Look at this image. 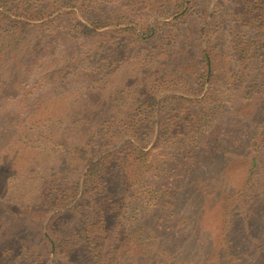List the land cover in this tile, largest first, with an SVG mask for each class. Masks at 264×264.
I'll return each mask as SVG.
<instances>
[{
  "label": "rangeland",
  "instance_id": "374dc122",
  "mask_svg": "<svg viewBox=\"0 0 264 264\" xmlns=\"http://www.w3.org/2000/svg\"><path fill=\"white\" fill-rule=\"evenodd\" d=\"M39 1L0 0L5 5L0 10L12 6L35 8ZM78 1L91 19L101 15L104 4L96 6L91 0ZM135 1L145 7L140 12L142 19L129 15L135 14L130 8L137 6H129L130 0L112 2L111 8L104 12L114 15L115 10H120L119 15L125 13L128 21L137 20L141 24L146 20L153 24L155 15L143 16L148 11L146 6L160 7L176 0ZM183 1L186 6L192 3L193 9L190 7L179 21L158 27L172 31L176 39L157 32L145 40L127 36L116 40L112 27L102 28L101 39L86 41L92 48L97 47L96 41L103 42L105 50L97 64H90L84 55L79 56L84 59L83 63L74 59L79 51L85 54L91 48L88 44L76 46L78 49L73 47L67 31L58 27V22L54 23L47 31H52L49 33L52 36L59 35L51 47L58 58L39 59L46 62L43 67L54 64L45 73L33 59L45 53L39 50L45 48L38 45L40 33L31 26L41 21L33 20L30 24L27 18L16 17L13 27L0 15V264H96L97 248L92 243L96 234L100 237L102 253L108 258L131 257L138 246L133 238L138 240L140 229L149 236L144 235V239L152 240L155 226H160L159 235L166 241L173 232L169 214L160 216L156 207L146 202L147 197L136 203L137 191L126 190L125 205L107 212L102 226H98L99 232L85 223L81 211L71 209L72 203L60 205L68 199L84 164L110 149L101 142L105 134L94 132L98 122L92 121V114L110 108L135 113L148 107L143 103L145 99L150 103L154 97L157 105L165 96L201 98L205 94V90L200 94L191 92L192 80L186 81L181 72L183 68L189 70L187 64L193 55L208 45L203 38L200 40V32L207 27L211 30L209 45L219 55L216 74L205 85L208 97L202 101L212 112L210 132L185 143L187 149L183 156L186 157L179 156L173 164L178 168L177 176H163L162 180L156 178V182L161 181L157 186L162 190H173L176 212L186 216L176 228L175 246L180 248L177 261L181 264H264V153L257 157V166L250 170L254 147L264 145V97L245 93L248 88L243 89L249 73L256 72L259 60H264V0H251L259 7L250 17L241 0ZM215 6L220 10V17L212 20L207 11L211 13ZM77 17L86 23L80 12ZM171 19L163 15L160 21ZM12 45L17 48L13 49ZM30 49L34 52L27 54ZM252 50H260L259 55ZM164 68H169L171 74L167 78L162 77ZM51 72L56 75L54 79L41 75L50 76ZM19 76L21 83L17 81ZM142 85L151 98H144ZM46 105L59 111L60 118L52 120L42 116L40 110ZM172 108H166L162 114L168 119L163 126L166 130L156 126L152 140L143 139L144 150L153 144H172L169 130L173 127H169L168 121L171 112L179 114L182 109ZM193 110L192 118L201 116L207 120L206 112L198 113L200 110L196 107ZM163 133L167 136L156 143V134ZM180 138L184 140L183 135ZM86 143L93 147L91 151L89 147H78ZM77 149L84 150V154ZM180 162H184L183 167ZM248 175L246 185L244 177ZM237 191L242 192L229 205L225 227L226 215L220 201L233 197ZM84 207L82 211L88 210ZM45 237L56 244L48 246ZM143 259L145 264H160L155 253Z\"/></svg>",
  "mask_w": 264,
  "mask_h": 264
},
{
  "label": "trees",
  "instance_id": "16d2710c",
  "mask_svg": "<svg viewBox=\"0 0 264 264\" xmlns=\"http://www.w3.org/2000/svg\"><path fill=\"white\" fill-rule=\"evenodd\" d=\"M85 1V0H84ZM94 5H103L101 8V15L94 17L91 19L88 16V12L84 9L82 3L78 0H40L37 4L34 5L35 8H23V6L17 7H9L0 10V15L6 20V24H9L15 27L17 23L16 17L27 18L28 22L41 21L39 25H31L35 28L36 32H39L38 35V45H45V48H39L45 52L41 57H34L36 60L37 68H42V71H46L47 68L52 67L54 64H49L46 67L43 65L46 62H43L39 59L49 57L53 60L58 58V54L51 49L52 45H54V41L58 36H52L49 34L52 31H47L51 25L58 22V27L67 31V35L69 39H73L72 42H69L73 47L81 48L80 44L87 47L88 39H101L102 37V28L112 27L114 30L112 31L114 34V38L116 40L122 39L123 37H131L133 39L145 40L150 37L156 35L157 32L163 34L166 38H170L171 36L174 39L177 38V35H173L172 31H164L160 27L169 26L172 22H177L182 19L183 16L188 14L189 8L192 6V3L185 4L183 0H176L172 4H161L160 7H157V4H151L148 7V11L143 16H147L148 13L153 18H156L153 24H150L149 21L144 20L141 24L134 21H128L125 13L120 14V10H115L114 15L107 14L104 12L105 9H110V5L112 2L114 4L120 3V0H91ZM256 1V0H253ZM245 8L246 11H249V17L255 8L259 6L254 4L251 0H241L240 4ZM136 4L137 6H133L130 8L132 12L135 14L129 15L133 18H141L140 12L145 9L144 6L138 5L135 0H130L129 6ZM191 5V6H190ZM195 5V4H194ZM5 6L2 2H0V7ZM238 7V6H237ZM64 8H69L65 10ZM244 8H240L241 13L244 12ZM193 7H191V10ZM238 10V11H239ZM207 11V9H206ZM220 10L215 6L212 12H208V15L213 20L217 16L220 17ZM77 12H80L84 17L85 24H83L77 17ZM22 14V16H20ZM172 18L169 22L160 21L162 16ZM142 19V18H141ZM151 19V18H149ZM23 21V20H22ZM62 22V24H61ZM173 23V24H174ZM159 24V25H157ZM210 23H207L209 25ZM30 26V27H31ZM39 26V27H38ZM37 28V29H36ZM51 29V27H50ZM43 30V31H42ZM24 31L22 28L21 32ZM42 31V32H40ZM47 31V32H46ZM26 32V30H25ZM211 30L207 27L200 32V40L204 39L205 43L208 45L205 48L198 50L193 56L192 60L187 64L189 70L185 68L182 69V76L186 81L192 80V91L194 94H205L201 98L193 97H182V96H165L161 100L155 103L154 97L149 103L147 99L143 101L145 105L148 107H143L142 109L136 110V112L132 111H124V110H105L104 112H98L96 114L91 115V119L94 122L95 120L98 122V127L94 130L97 134H105L102 136V144L103 146H108L110 148L107 151L100 153L97 155L96 159H91L89 162L84 164V168L82 169L79 177L76 179V182L73 183V188L70 187V195L68 199L63 200L60 205L61 207H65L66 205L73 204L71 207L72 210H79L82 213V216H85V223L89 225V227L95 228L96 232H99L98 226H102L103 221L105 220L106 214L112 210H119V207L124 206L123 198L126 195V190L128 189L132 191H137L136 194V203L139 201L142 202L144 199L146 202L151 204L154 208L158 210L160 216L164 214H169L168 222L173 224V232H170L166 241L162 240V237L159 235L160 226H155L154 235L152 240L144 239V235L148 236L144 232L143 229H140L138 232V240L133 238L134 242L138 244L137 248L132 253L131 257L125 256L120 259L118 258H108L106 255L102 253L101 244L98 242L100 237L96 234V238L92 243L96 245L97 254H96V264H145L144 256L152 255L155 253L159 259L160 264H181V261H177V255H179L180 248L175 246L177 232L176 228H178V223L183 222L186 216L180 215L177 213V207L174 203L173 198V190L169 189L167 191L162 190L163 188L157 186L159 182H156V178H164L167 176L168 178H173L177 176L178 168L174 167L173 164L175 161H178V157L185 158L186 155L183 154L186 152L185 143L189 139H194L196 137H205L206 134L210 132V123L209 115H212L211 109L203 104V98L208 97L207 90L205 89V85L211 81V79L215 76L216 68L219 65V55L216 53V48L213 45H209L210 42V34ZM50 37V38H49ZM21 38H19L20 40ZM17 40V41H19ZM15 41V40H14ZM97 47L89 50L88 53L83 54L82 52H78L75 55L74 59H77L80 63H83V58H79V56L84 55L85 60L90 61V64H97V59H100V56L103 53L104 46L103 42L96 41ZM117 44V43H115ZM109 50L111 51L112 45ZM13 49H16V45L11 46ZM77 48V49H78ZM114 48L117 49V46ZM102 50V52H99ZM2 51V49L0 50ZM108 51V49H107ZM120 54L123 52L117 50ZM256 54L259 55L260 50H252ZM33 50H27V54H32ZM48 55V57L46 55ZM12 57H17L12 55ZM112 58V56H110ZM116 57V56H115ZM255 57V56H254ZM194 58H197V61H193ZM114 61H116L114 59ZM113 60L111 62H114ZM264 60H259V66L256 68V72L249 73V80L243 86V89H247L245 93L251 92L252 94H256V96L264 97ZM78 64V63H77ZM57 74V71L54 72ZM50 76L42 75V77H50L51 79L55 78L56 75L51 72ZM40 75V76H41ZM169 68H164L162 72V77H169ZM59 76V75H57ZM17 79L18 82L21 83V76ZM41 77V78H42ZM41 78L39 80H41ZM180 78V77H178ZM163 79V78H162ZM157 79L155 80V82ZM160 85V84H158ZM158 87V86H157ZM143 91H145L144 98H151L148 93L147 88L142 85ZM156 89V88H155ZM6 98V97H5ZM7 98H12L7 97ZM163 102V103H162ZM167 102V104H164ZM141 105L143 104L141 101L139 102ZM41 105V103L39 104ZM144 105V104H143ZM169 107L173 110L181 109V112H171L170 120L168 121L169 127H173L169 130V137L173 140L172 144L165 145H155L153 144L147 150L145 146H141L144 143L143 139L150 138L152 140L154 136L155 127H159L165 131L166 129L163 127L164 123L167 122V118L162 117L164 110ZM196 107L200 112H206L207 120H202L201 116H194L193 109ZM185 108V109H184ZM187 109V110H186ZM189 109V110H188ZM196 110V109H195ZM42 116H46L48 119H59L60 113L59 111L51 110L48 105H46L45 109L40 110ZM156 112V113H155ZM36 113V112H35ZM44 113V114H43ZM48 114V115H47ZM169 115V114H167ZM165 115V116H167ZM31 118L32 114L29 115ZM89 116V115H88ZM87 116V117H88ZM189 116L191 118L189 119ZM77 117V116H76ZM156 118V119H155ZM184 119V122H183ZM31 123V122H30ZM25 128L27 129V126ZM162 125V126H161ZM23 128L21 131H24ZM107 133V134H106ZM183 135L182 140L180 137ZM165 133L163 135L156 134L155 142L157 140L162 139V137H166ZM123 138H127L125 141L121 142ZM177 141H181L178 142ZM106 144V145H105ZM108 144V145H107ZM84 145V144H83ZM78 145V147L82 148H90V151L93 147L86 143L84 146ZM158 146H162L159 148ZM190 149L193 148V145L189 146ZM80 153L84 154V150L77 149ZM191 153V151H190ZM254 156L252 158V166L250 170L254 169L258 162L257 157L261 156L264 153V145L257 144L253 149ZM76 158V157H75ZM193 158V156H192ZM79 159V158H78ZM174 161H171L173 160ZM181 166H184V162H180ZM83 172V170H85ZM249 172V168H248ZM244 182L247 185L249 183V175L244 177ZM152 183H150V182ZM171 184H173L171 182ZM146 187H145V186ZM126 186V187H125ZM126 188V189H125ZM112 190V192L110 191ZM123 190V191H122ZM122 192L124 194H122ZM242 191L235 192L233 197H225L224 201H220L223 210L225 211L226 221L225 227L228 225L226 222L228 221V212L229 205L232 204L233 199L239 198L240 193ZM144 195V196H143ZM127 197V195H126ZM66 198V197H62ZM127 199V198H125ZM167 201H163L166 200ZM56 202L58 199H54ZM54 201L53 206L56 205ZM117 205V206H116ZM52 206V207H53ZM88 207V210H83L85 207ZM179 214V216H178ZM178 216V218H177ZM182 225V224H181ZM46 243L48 246H53L56 244L52 239L45 237ZM97 239V242H96ZM143 241V242H142ZM101 247V250L98 248ZM118 249L117 247H115ZM127 255V254H126ZM180 256V255H179ZM237 260V259H236ZM238 261H241L240 259ZM223 264H228L223 263Z\"/></svg>",
  "mask_w": 264,
  "mask_h": 264
}]
</instances>
